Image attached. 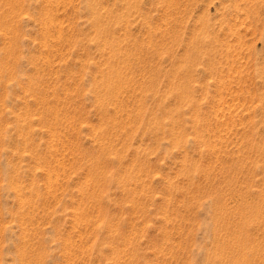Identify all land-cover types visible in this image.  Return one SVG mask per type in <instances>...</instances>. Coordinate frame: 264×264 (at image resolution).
Returning a JSON list of instances; mask_svg holds the SVG:
<instances>
[{
    "label": "rangeland",
    "instance_id": "374dc122",
    "mask_svg": "<svg viewBox=\"0 0 264 264\" xmlns=\"http://www.w3.org/2000/svg\"><path fill=\"white\" fill-rule=\"evenodd\" d=\"M0 264H264V0H0Z\"/></svg>",
    "mask_w": 264,
    "mask_h": 264
}]
</instances>
